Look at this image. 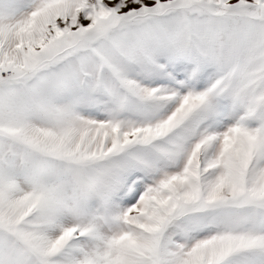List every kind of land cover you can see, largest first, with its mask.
I'll list each match as a JSON object with an SVG mask.
<instances>
[{
	"label": "snow or ice",
	"instance_id": "snow-or-ice-1",
	"mask_svg": "<svg viewBox=\"0 0 264 264\" xmlns=\"http://www.w3.org/2000/svg\"><path fill=\"white\" fill-rule=\"evenodd\" d=\"M0 264H264V0H0Z\"/></svg>",
	"mask_w": 264,
	"mask_h": 264
}]
</instances>
